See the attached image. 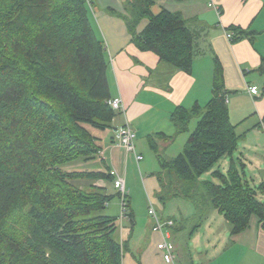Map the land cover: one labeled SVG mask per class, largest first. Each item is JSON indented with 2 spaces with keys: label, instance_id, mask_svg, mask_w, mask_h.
<instances>
[{
  "label": "trees",
  "instance_id": "trees-1",
  "mask_svg": "<svg viewBox=\"0 0 264 264\" xmlns=\"http://www.w3.org/2000/svg\"><path fill=\"white\" fill-rule=\"evenodd\" d=\"M150 7V0H127L122 19L131 43L154 54L158 64L189 72L197 54L194 22L165 10L154 16ZM144 19L146 27L136 33ZM228 31L231 43L250 36L240 28ZM215 64L208 103L176 108L171 137L147 136L159 165L154 197L163 207L172 199L187 200L198 215L214 210L230 235L245 231L253 216L264 232V200L256 198L261 186L251 187L235 161L229 160L224 174L217 167L231 158L240 136L230 123ZM107 67L86 0H0V264H122L133 219L128 214L131 227L122 241L116 239L118 220L103 211L118 195L93 184L112 183L109 170L63 169L80 158H99L97 132L115 129ZM256 71L264 94V58ZM192 119L196 125L181 152L161 156L158 141L188 132ZM18 165L25 167V176ZM205 174L220 183L202 180ZM76 180L91 183L79 189Z\"/></svg>",
  "mask_w": 264,
  "mask_h": 264
},
{
  "label": "crops",
  "instance_id": "crops-1",
  "mask_svg": "<svg viewBox=\"0 0 264 264\" xmlns=\"http://www.w3.org/2000/svg\"><path fill=\"white\" fill-rule=\"evenodd\" d=\"M89 2L93 10L89 11L92 27L104 45L110 96L111 99L120 98L122 104L121 111L115 113L113 127L127 123L135 133V140L143 143L140 150L149 152L144 153L145 157L139 152L142 161L136 164L138 172L141 164V169L147 174V189L152 193L158 190L154 174L159 170L147 136L162 134L171 137L174 128L170 115L176 108L188 110L194 105L204 107L208 103L212 98L216 61L229 120L240 136L237 149L231 158H227L223 168L226 172L229 160L235 161L243 169L251 187L261 186V193L257 192L256 198L263 200L264 94L261 89L263 78L256 69L264 58V0H150L152 15L156 16L163 10L178 12L185 20L194 22L191 26L197 31V54L189 72L174 71L165 64H158L154 54L141 52L131 43L132 37L125 21L116 16L125 14L127 0ZM147 23L146 19L141 20L136 33H140ZM228 28L246 30L250 36L231 43L225 36L230 33ZM110 72L111 79L108 77ZM251 86L258 88V96L249 95L248 88ZM112 132L108 139L101 142L98 159L106 169H113L122 176L126 185L128 171L131 173L130 157L124 149L111 143ZM188 137L187 133V137L179 142L178 153V147L174 149L177 137L173 141H158L159 154L165 158L176 157ZM94 186L105 190L107 185L104 181H97ZM128 192L129 208L134 197L133 188H128ZM147 193L146 199L150 202ZM165 209L164 206L163 214ZM167 212L166 216L162 214L163 218L172 220V226L163 227L161 233L153 232L151 222V232L142 234V243L146 244L140 246L139 258L132 262L128 258L125 264H171L164 262L156 249L162 237L174 246L173 264H264V232L256 217H251L245 231L230 235L226 222L216 211L202 215L195 212L192 217L197 218L199 223L185 236L182 225L190 217L176 218L171 215L170 209ZM128 214L134 223L133 211L129 210ZM142 235L139 234L140 237ZM132 239L126 252H131Z\"/></svg>",
  "mask_w": 264,
  "mask_h": 264
},
{
  "label": "rangeland",
  "instance_id": "rangeland-1",
  "mask_svg": "<svg viewBox=\"0 0 264 264\" xmlns=\"http://www.w3.org/2000/svg\"><path fill=\"white\" fill-rule=\"evenodd\" d=\"M89 1V0H88ZM86 0V3L88 2ZM87 6L89 7V11H93L90 7L91 5L89 3H87ZM116 16L122 18V14H116ZM108 77H112L111 72L108 73ZM196 125V119H192L189 123V127H188V132H185L183 134H180L177 136V140L175 141V150L177 148V153L179 152V142L181 141L182 138L187 137V133H191ZM98 136L102 139V141H105L106 139H108V136L110 134V131H105V132H97ZM140 145H143L142 142H139V140H135V146H136V152L138 154L141 153H149L147 152H142L140 150ZM173 149V150H174ZM16 151H18L20 154L22 152L21 149H16ZM151 153H150V157H151ZM130 159L128 160L129 162V170L131 171V173L128 171V175H127V184L126 186V190L128 191V188L131 190V188H133L134 191V197L132 196L133 200H132V204L131 207L129 206V208L127 207V211L129 212V210L133 211L134 214V225H133V232H132V236L133 239V244L130 245V249L131 252H124L123 257H122V263H124V261H127V259L129 258L132 261H136L139 258L140 255V246H145L146 243H142L143 241V237L145 234V232L147 234H149L150 231V227L149 224H151V222L153 223L154 220L151 217V215L149 214V209L151 208V204L155 210V212L157 213V216L159 218V220L163 223L164 219L163 215L166 216L167 214H169V209H170V213L171 215H173L176 218H180V217H190L189 220L185 221L183 223V235L186 236L187 233H189V231L194 227V225L196 223H199V220L193 219L192 215L196 212V209L194 208L193 204L187 200H184L182 198H176V199H172L170 201H168L165 204V207L167 209H165L163 214V206H161L157 200L154 197V193H152L150 190L147 189V184H145V180L147 179V174H145L143 172V170L141 169V164H140V172H138L137 166L135 161H132V157L129 156ZM145 157V154H144ZM132 158V159H131ZM134 160V159H133ZM225 163H227V159H223L218 165L217 167L220 168V172L222 174L225 173L224 170V165ZM63 169L68 171V172H102L105 171L106 168L103 166V163L101 160H99L98 158H94V159H89V160H85L83 158L77 159L73 162H70L66 165L63 166ZM216 169V168H215ZM18 170H21V177L25 176L27 174V171L25 170V167L22 165H18ZM202 180H211L214 184H219V180L218 179H212L210 178L209 174H205L203 175V177L201 178ZM105 182V181H104ZM91 182L89 181H82V180H76L73 182V185L78 187L79 189H85L88 187V185ZM97 183V182H95ZM93 183V184H95ZM106 183V193L108 195H114L116 193V190L114 189L113 185L111 183ZM131 185V186H130ZM105 189V190H106ZM149 192V198H150V202L146 199V193ZM148 194V193H147ZM128 196H129V192H128ZM128 200V197H127ZM264 200V199H263ZM119 200L117 197H114L112 199V201L109 203V206L107 209H105L103 211L104 215H107L109 217H115L117 218V225H118V232L116 233L115 237L116 239H120L121 240V236L123 237V235H125L128 231V228H130V221L128 218V212H127V216H125L122 220H120V211H119V204H118ZM187 208V209H186ZM198 212V211H197ZM214 212V210H206L204 211V213H212ZM189 213V214H187ZM163 214V215H162ZM89 216V215H88ZM163 219H162V218ZM82 219V218H81ZM76 220H80V219H76ZM85 220V219H83ZM84 221L81 222V225H84ZM167 229V228H165ZM141 233L142 237L139 236V234ZM18 236H20L21 238V233L18 232ZM131 239V238H130ZM135 240H137V245H135ZM122 241V240H121ZM48 255V254H47ZM136 259V260H135ZM125 264V263H124Z\"/></svg>",
  "mask_w": 264,
  "mask_h": 264
},
{
  "label": "built area",
  "instance_id": "built-area-1",
  "mask_svg": "<svg viewBox=\"0 0 264 264\" xmlns=\"http://www.w3.org/2000/svg\"><path fill=\"white\" fill-rule=\"evenodd\" d=\"M87 3L90 4L89 1ZM225 36L228 41H231L232 39L231 33H226ZM248 93L251 97H256L258 96L259 90L256 86H251L248 88ZM107 104L114 113H119L121 111L122 104L120 98L111 99L107 102ZM111 143L116 147L124 149L126 155L131 156L137 165L142 161V156L136 152L135 133L127 123L118 126L113 130ZM100 154L101 151L98 152V156H100ZM109 176L112 178L111 184L113 185L118 195L119 208H120L119 218L120 220H122L125 216H127L126 214L128 212L127 211L128 191L126 190L123 177L120 176L115 170L113 169L109 170ZM105 206L107 207V204H105ZM150 207L151 208L149 209V214L154 220L153 228H152L153 232L161 233L163 227L172 226V222H167L166 225L164 224V222L162 223L159 220L157 213L155 212L152 204ZM156 249L161 253V257L164 262L173 264L174 246L171 242L167 241L165 237H162L160 242H158V244L156 245Z\"/></svg>",
  "mask_w": 264,
  "mask_h": 264
}]
</instances>
